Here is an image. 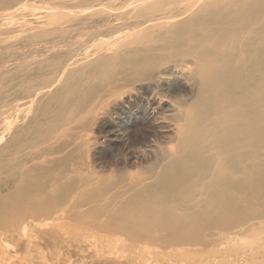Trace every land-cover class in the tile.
Wrapping results in <instances>:
<instances>
[{"label": "bare ground", "instance_id": "1", "mask_svg": "<svg viewBox=\"0 0 264 264\" xmlns=\"http://www.w3.org/2000/svg\"><path fill=\"white\" fill-rule=\"evenodd\" d=\"M63 1L0 28V264H264V0Z\"/></svg>", "mask_w": 264, "mask_h": 264}, {"label": "rangeland", "instance_id": "2", "mask_svg": "<svg viewBox=\"0 0 264 264\" xmlns=\"http://www.w3.org/2000/svg\"><path fill=\"white\" fill-rule=\"evenodd\" d=\"M61 1H63V0H55V1H50V0H15L14 2H12L10 4L0 6V22H6L5 24L0 23V28L8 27L9 25H11V23L15 22L14 21L15 19L20 20L22 18H36V17L42 18L43 17V18H48L47 22H50V20L54 21L57 19V17L47 16V14H46V11H48L49 8L55 7V6H60V5H63V7L71 6L73 8H75V6H76L75 4H69L67 2L64 3V1L61 3ZM72 1H77V0H72ZM109 1H110V3H109ZM120 1H123V0H84V2H92L93 4H99V3L115 4V3L120 2ZM19 5L21 7L26 8V10L23 11L24 13L22 11H20V12L18 11L19 13L18 12L15 13V15H13L12 17H11V15L10 16L6 15L7 17L6 16L4 17V15L7 11L11 12V11H13V8H16ZM27 7L29 9H27ZM33 8L38 10V12H36V10L32 11ZM44 14H46V15H44ZM8 20H9V22H8ZM135 119L137 120V124L140 127H142V125L143 126L146 125V123L144 121H141L140 118H135ZM134 128L135 127L133 126L132 128H130L131 130H129V132H131V135L133 136V138L134 139L136 138L135 143H132V142L130 143L131 144L130 147L132 146L131 148H134L136 146H143L145 141H146L145 137L142 136L141 132L139 134H137V131L134 130ZM113 129H114L113 125L105 124L104 128H102L104 134H102V133L98 134L97 133L98 134L97 138L99 141L100 140L101 141L98 142L97 144H95L94 147H92L91 152H90L92 157L94 158L95 162L97 163V165L101 164L103 166V168H105L104 170H107L105 172V175H110V176L115 175V173L112 172L109 168L110 163H112L114 160H119L122 156V153H123V151L121 150L122 149V143L120 141L112 140V139H109L108 141H103V139H101V138H103V135L106 134L105 132H107V131L111 132V131H113ZM142 132L146 135V134H148V129L144 128V129H142ZM69 143H70V139H69ZM77 150H79V149H77ZM152 163L153 162H151V164L149 163V165H152ZM152 166H151V172H152ZM140 169H141V166L134 167L130 170L129 173L143 174L144 170L140 171ZM261 242H264V238L261 240ZM106 257L108 258L109 255H107ZM85 261H86L85 263H95L93 260H90V259H87Z\"/></svg>", "mask_w": 264, "mask_h": 264}]
</instances>
